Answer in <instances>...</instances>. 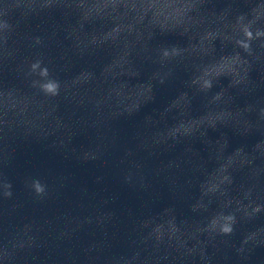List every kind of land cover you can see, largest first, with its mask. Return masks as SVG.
Here are the masks:
<instances>
[{
	"label": "water",
	"instance_id": "1",
	"mask_svg": "<svg viewBox=\"0 0 264 264\" xmlns=\"http://www.w3.org/2000/svg\"><path fill=\"white\" fill-rule=\"evenodd\" d=\"M228 264H264V202Z\"/></svg>",
	"mask_w": 264,
	"mask_h": 264
},
{
	"label": "clouds",
	"instance_id": "2",
	"mask_svg": "<svg viewBox=\"0 0 264 264\" xmlns=\"http://www.w3.org/2000/svg\"><path fill=\"white\" fill-rule=\"evenodd\" d=\"M36 67H38V65H33V68H36ZM41 75H47V69H43L41 71ZM44 87L47 91H50V92H54L56 89V85L53 83L46 84ZM43 190H44L43 187L39 184V182H37L36 183V191L38 193H42ZM8 195H11V193H8ZM225 230L227 231V229H225Z\"/></svg>",
	"mask_w": 264,
	"mask_h": 264
}]
</instances>
